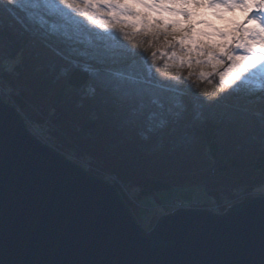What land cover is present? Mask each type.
I'll return each instance as SVG.
<instances>
[{
  "label": "trees",
  "instance_id": "obj_1",
  "mask_svg": "<svg viewBox=\"0 0 264 264\" xmlns=\"http://www.w3.org/2000/svg\"><path fill=\"white\" fill-rule=\"evenodd\" d=\"M7 2H17L20 11ZM105 12L83 0H0L3 99L49 145L118 187L140 223L144 218L130 202L175 188L203 187L213 201L204 206L221 210L245 194L264 193L258 136L264 72L250 70L243 73L246 82L230 84L238 72L229 61L217 68L181 66L178 46L114 24ZM153 15L171 19L163 10ZM206 18L214 19L210 13ZM105 97L124 104L118 120L101 103ZM249 108L254 144L243 152L218 133L225 116ZM178 123L187 127L177 131ZM193 129H203V139ZM193 148L194 160H184ZM200 169L224 175L210 185L188 186ZM158 218L142 225L150 230Z\"/></svg>",
  "mask_w": 264,
  "mask_h": 264
},
{
  "label": "water",
  "instance_id": "obj_2",
  "mask_svg": "<svg viewBox=\"0 0 264 264\" xmlns=\"http://www.w3.org/2000/svg\"><path fill=\"white\" fill-rule=\"evenodd\" d=\"M0 122L9 136L8 164L15 191L34 189L24 206L13 205L11 213L13 229L30 237V251L25 257L4 256L5 264L19 259L26 264H235L245 259L229 241L242 224L258 229L264 196L245 197L220 213L204 207L175 210L147 230L118 187L36 137L1 91ZM38 189L60 202L55 213L36 215ZM72 197L81 199L77 213L62 207ZM4 214L0 159V231ZM100 229L114 232L117 242L103 245Z\"/></svg>",
  "mask_w": 264,
  "mask_h": 264
},
{
  "label": "snow or ice",
  "instance_id": "obj_3",
  "mask_svg": "<svg viewBox=\"0 0 264 264\" xmlns=\"http://www.w3.org/2000/svg\"><path fill=\"white\" fill-rule=\"evenodd\" d=\"M83 3L97 12L105 9V18L114 24L144 32L149 36H162L166 44L178 46L184 53L180 57L181 66L205 63L217 68L224 61H229L238 72L230 84L237 80L246 82L248 77L243 76V73L250 70L253 74L264 72V0H83ZM16 5L17 2L12 4ZM161 10L171 13L175 18L164 20L153 15ZM209 13L214 19L206 18ZM216 21L225 23L221 26ZM172 56L176 57L177 53H172ZM66 87H71L70 82ZM50 91L55 94L57 89L53 87ZM101 103L118 120L124 104L111 97L103 98ZM182 127L187 126L178 123L175 130H182ZM255 129L256 123L252 119V109L249 108L225 116L218 134L227 144L235 145L238 150L245 152L248 146L254 144ZM191 134L203 139L204 130L193 129ZM258 136L260 156L264 160V120L259 124ZM8 145L7 130L0 122V159L4 165L5 207L3 229L0 231V249L3 251L0 264H5L3 257L6 255L25 257L30 251V237L13 229L11 213L13 205L16 208L24 206L26 196L34 189L29 186L20 193L15 191L8 164ZM194 157L195 148L183 159L194 160ZM223 175L224 173L215 169H200L196 174L195 185L190 181L188 186L210 185ZM36 191V215L41 212L55 213L60 202L51 195L44 196L42 189ZM62 207L77 213L81 209V199L72 197ZM88 218L96 225L97 221L92 215H88ZM100 238L103 245L117 242L115 233L104 229H100ZM229 243L245 257L235 264H264V207L260 210L258 229L242 224ZM14 264H26V261L19 259Z\"/></svg>",
  "mask_w": 264,
  "mask_h": 264
},
{
  "label": "rangeland",
  "instance_id": "obj_4",
  "mask_svg": "<svg viewBox=\"0 0 264 264\" xmlns=\"http://www.w3.org/2000/svg\"><path fill=\"white\" fill-rule=\"evenodd\" d=\"M7 4H8V6L10 8H12V9H14L16 11H20L18 6H12V4L9 3V2H7ZM164 12H166V11H164ZM168 14H169V17L170 18H175V17L172 16L171 13L168 12ZM162 15H165V13H163ZM158 18H159V15H158ZM0 91H1V89H0ZM6 102L10 103L8 100ZM10 104H12V103H10ZM23 117H24V115H23ZM24 119H25V121L27 123L28 128L32 131V133H34L36 137H38L39 139L43 140L45 143H48L47 140L45 139V137H43V133L38 128L33 129L31 127L30 123L26 120L25 117H24ZM70 159H72L73 161H75L74 158H72V157H70ZM75 162H77V161H75ZM86 168L87 167H85V169ZM90 171L93 172L92 169ZM124 190L125 191H128V192H131V189L127 185L124 186ZM132 193H134V195H135V192H132ZM245 195L246 196L237 199L234 203H232V205L235 204V203H237V202H239V201H241L245 197H259V196H264V193H255V194L254 193L253 194L250 193V194H245ZM138 200H139L138 203H137V201L134 202V203L132 201L130 203L131 204H134V207H135V203L138 206L139 210H137L136 213L140 217L144 218L142 220V223H143V225L146 228H147L146 223L148 222L147 221L148 218H152L154 216H159V218H160L161 216H163L165 214L171 213L173 211L172 210L173 205L177 201L183 202L184 203V206H186V207L193 206L195 208H198V207L208 208V207H211V206H204V205H209V203L213 202L211 199H209L208 195L205 192V189L203 187H200V186L199 187H195V188H192V187L175 188V189H172L170 191H167V192H164V193H161V194H157V197L155 195H153V196H149V197L138 198ZM224 211H225V209L224 210H221V212H224ZM159 218H158V220H159Z\"/></svg>",
  "mask_w": 264,
  "mask_h": 264
},
{
  "label": "built area",
  "instance_id": "obj_5",
  "mask_svg": "<svg viewBox=\"0 0 264 264\" xmlns=\"http://www.w3.org/2000/svg\"><path fill=\"white\" fill-rule=\"evenodd\" d=\"M187 208H195L193 206H189V207H186L184 206V203L181 202V201H177L174 205H173V208L172 210L175 211V210H179V209H187ZM208 209L212 210L213 212H217V213H220L221 212V209L218 205H214V206H211V207H208Z\"/></svg>",
  "mask_w": 264,
  "mask_h": 264
}]
</instances>
